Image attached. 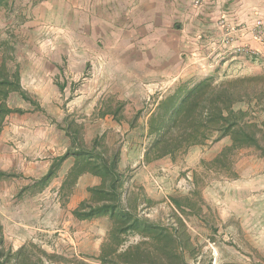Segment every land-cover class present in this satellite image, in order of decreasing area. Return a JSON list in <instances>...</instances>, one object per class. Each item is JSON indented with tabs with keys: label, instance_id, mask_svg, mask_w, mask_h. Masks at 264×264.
I'll use <instances>...</instances> for the list:
<instances>
[{
	"label": "rangeland",
	"instance_id": "rangeland-1",
	"mask_svg": "<svg viewBox=\"0 0 264 264\" xmlns=\"http://www.w3.org/2000/svg\"><path fill=\"white\" fill-rule=\"evenodd\" d=\"M4 1L8 3L6 13L11 17L9 26H17L22 21V16L14 14V2ZM17 1L29 6L39 0ZM233 27L229 22L223 27L219 43L221 48H217L216 60L213 61L214 56H211L210 63L200 61L201 65L198 64V67L203 72L194 76L190 82L207 76L232 79L264 75V49L262 52L251 50L254 54L246 55L248 62L235 58L238 53L234 52L236 48H232L235 38L232 30L236 29ZM249 31L256 40L263 42L264 16L257 18ZM9 35L13 41L11 54L16 59L21 53L20 49L26 44L21 42L24 38L19 40L14 33ZM45 37L40 39V36H32L34 41L32 39V43L23 49L27 54V65L23 67L26 81L24 87L27 86L30 91L38 94L42 93V101L55 107H46V112L35 118L22 119L14 115L7 118L3 154L20 150L25 153L27 162L35 161L43 154L48 157L59 156L67 147L68 139L56 124L69 115L84 125L86 142L95 135L105 134L109 145L120 146V167L129 170L133 187L139 189V192L135 189V193L140 195L137 210L139 214L167 223L170 209H173L168 200L170 197L188 196L202 210L201 216L184 218L197 254L194 261H189L191 264H264V158H260L252 150H239L229 158L230 169L215 170L209 166L212 160L204 158L205 151L213 145L212 140H208L204 145L169 159L166 166L144 169L139 164L143 140L138 129L130 130L129 122L143 103H147V109L150 110L155 98L162 97L182 82L143 80L124 85L112 83L106 81V65L98 64L91 58L85 60L78 57V62L71 66L67 63L69 59L65 54L59 69L64 85L67 78L70 90L66 88L60 97L58 88L61 82L58 72L56 71V75L51 72L52 81L43 82L39 78V82L36 70L41 66H31L28 63L36 61L32 57H39L38 51L45 44L48 48L51 47L53 35ZM40 40L43 43H35ZM104 44L106 42L102 41V45ZM108 102H111L112 108L124 105L115 120H110L111 116L108 117L109 121H106V117H100V113L106 111ZM14 105L10 103V107ZM237 107L247 111V100L237 104ZM252 117L258 123L264 121V110H256ZM139 123H143L142 117ZM43 143L46 145L45 150L42 149ZM3 172H9L15 178L0 182V224L6 247L16 250L23 244L33 243L46 253L62 258L54 264H99L97 257L108 230L106 220L98 219L94 223L80 224L66 208L67 199L61 196L58 198V195L55 197L48 191L41 195L37 190L18 193V188L31 183L16 171ZM28 179L34 178L28 176ZM9 180L14 184H9ZM22 197L24 198L21 199ZM15 199L17 202H13ZM138 242V237L130 236L123 248Z\"/></svg>",
	"mask_w": 264,
	"mask_h": 264
},
{
	"label": "trees",
	"instance_id": "trees-1",
	"mask_svg": "<svg viewBox=\"0 0 264 264\" xmlns=\"http://www.w3.org/2000/svg\"><path fill=\"white\" fill-rule=\"evenodd\" d=\"M7 5L0 0V8L6 9ZM11 39V35H7L0 40V134L6 117L22 113L20 109L9 108L7 101L11 94L35 106L20 86L18 67L8 66L12 60ZM243 100L248 102L247 111L236 108ZM110 104H106V111L100 113V117L111 116L115 120L124 105L112 108ZM256 110H264V75L232 79L207 76L195 82L179 83L167 94L155 98L150 110L147 103H143L129 127L140 131L142 164L173 159L208 140L214 144L228 138L229 146H225L209 165L221 171L230 169L229 158L239 150H252L264 158V121L254 120L252 115ZM141 117L143 123L140 124ZM56 126L68 139L65 152L53 158L47 172L23 187L21 194L30 190L41 192L54 179L62 163L72 158L73 163L60 187L62 198H68L82 175L100 180L98 186L87 189L88 198L72 211L78 221L106 220L108 230L97 257L99 264H191L189 261L195 260L196 248L184 218L201 216L202 210L190 197L168 199L178 214L170 209L165 224L139 214L140 195L135 193L137 188L133 187L129 170L120 167V146L109 145L105 134L95 135L86 142L84 125L69 115ZM8 178L13 176L0 171V182ZM130 236L138 237L139 242L123 248ZM60 260L61 257L48 254L33 243L23 244L16 250L6 247L0 224V264H54Z\"/></svg>",
	"mask_w": 264,
	"mask_h": 264
},
{
	"label": "crops",
	"instance_id": "crops-1",
	"mask_svg": "<svg viewBox=\"0 0 264 264\" xmlns=\"http://www.w3.org/2000/svg\"><path fill=\"white\" fill-rule=\"evenodd\" d=\"M17 2L14 0L13 3L16 9L14 14L22 16V21L17 26H9L11 17L10 15L8 17L5 8H0V40L7 38L5 34L14 33L18 35L17 39L24 38L21 41L26 44L23 46L24 49L32 43V36H40L41 39L43 36L46 38V35H53L51 47L48 48L45 44L38 51L39 57H32L36 61L28 63L31 66L34 64L41 66L36 72L38 79L42 78L43 82L52 81V73L56 75V71L58 72L61 82L58 88L60 97L68 88L67 78L64 85L59 69L64 62L65 54L69 59L67 63L71 66L78 62V57L85 60L91 58L98 64L106 65V81L124 85L131 81L143 80L190 82L194 76L203 72L198 67V64L201 65L200 61L210 63L211 56H214L213 61L216 60L217 51L221 48L219 43L222 29L228 22L236 28L232 30L235 37L232 48L242 47L255 52H262L264 49V41L256 40L249 31L256 19L264 16V0H39L29 6ZM102 41L106 44L102 45ZM35 43L43 42L40 40ZM23 49H20L21 53L16 59L11 54L12 60L8 66L18 67L20 86L24 92L27 90L25 93L34 101L35 106L17 94L9 96L7 101L9 108L20 109L22 113L11 114L4 120L0 134V171H16L32 184L47 172L53 158L58 156L48 157L43 154L35 161L27 162L25 153L20 150H13L8 155L3 154L7 118L13 115L22 119L35 118L36 115L46 112V107L49 106L42 101V93L38 94L30 91L27 86L26 89L24 87L26 81L23 67L27 65L25 63L27 54ZM235 58L249 61L245 54L238 53ZM1 62L0 52V64ZM16 95L18 97H15ZM11 102L15 104L14 107H10ZM105 117L106 121H109V116ZM229 144L228 138L215 142L205 151V160H212ZM45 146L43 143V150ZM194 148L197 146L191 147L190 150ZM40 152L39 149V154ZM139 160L144 169L151 166H166L169 161L166 158L142 164V156ZM72 163V158L65 160L54 179L38 194L48 191L59 198L61 184ZM28 176L34 179L29 180ZM8 182L14 184L13 181ZM99 184L100 180L96 177L80 176L67 198L66 208L72 212L81 201L88 198L87 189ZM21 189L22 187L16 191L19 190L20 193ZM95 221L97 220L78 223Z\"/></svg>",
	"mask_w": 264,
	"mask_h": 264
},
{
	"label": "built area",
	"instance_id": "built-area-1",
	"mask_svg": "<svg viewBox=\"0 0 264 264\" xmlns=\"http://www.w3.org/2000/svg\"><path fill=\"white\" fill-rule=\"evenodd\" d=\"M195 4H197V2H195ZM258 24H260V23H258ZM258 37H260L259 34H258ZM256 38H257V34H256ZM235 52L239 53V54H245V55H248V56L254 54V52L251 51L250 49H246V48H242V47L236 48Z\"/></svg>",
	"mask_w": 264,
	"mask_h": 264
}]
</instances>
